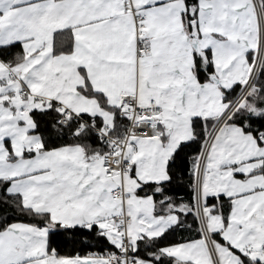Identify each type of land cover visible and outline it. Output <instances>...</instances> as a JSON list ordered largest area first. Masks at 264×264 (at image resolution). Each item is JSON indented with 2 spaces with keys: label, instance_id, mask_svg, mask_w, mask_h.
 <instances>
[{
  "label": "snow or ice",
  "instance_id": "1",
  "mask_svg": "<svg viewBox=\"0 0 264 264\" xmlns=\"http://www.w3.org/2000/svg\"><path fill=\"white\" fill-rule=\"evenodd\" d=\"M0 264H264V0H0Z\"/></svg>",
  "mask_w": 264,
  "mask_h": 264
}]
</instances>
